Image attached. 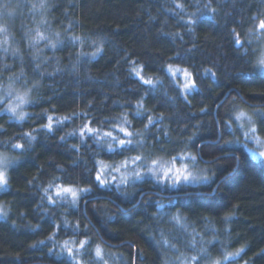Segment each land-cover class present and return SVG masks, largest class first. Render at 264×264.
<instances>
[{"label":"trees","instance_id":"16d2710c","mask_svg":"<svg viewBox=\"0 0 264 264\" xmlns=\"http://www.w3.org/2000/svg\"><path fill=\"white\" fill-rule=\"evenodd\" d=\"M4 3L13 13L0 15V82L30 90V103L23 121L0 109V151L17 158L0 193V264H99L97 246L118 264H233L225 254L241 249L234 264H264V160L234 119L241 108L264 113V0ZM37 29L56 47L36 43ZM173 67L191 74L190 88ZM105 132L132 144L118 147ZM189 154L208 183L175 189L146 176L118 185L104 175L136 156L146 171ZM69 187L75 203L56 195ZM85 240L75 261L63 250Z\"/></svg>","mask_w":264,"mask_h":264},{"label":"snow or ice","instance_id":"6c2138e0","mask_svg":"<svg viewBox=\"0 0 264 264\" xmlns=\"http://www.w3.org/2000/svg\"><path fill=\"white\" fill-rule=\"evenodd\" d=\"M35 7H36V5H33V8H35ZM40 7L44 8L45 4L41 3ZM5 9L7 10L8 15H12L13 9L9 7L8 3H4V4L0 5V15L4 14L3 10H5ZM259 28L260 29H264V20H262L260 22ZM0 33H5L6 34L7 33V27L4 26V25H0ZM235 35H236L235 43L237 45H239V46H243L242 42L239 39L238 34H235ZM57 36H59L58 33H57ZM34 39H35L36 43H38L39 41H42V40H48V42H49V44H50V46L52 48L56 47V42L51 41L49 39V37H46L44 35V33L39 31V29H37L35 31ZM74 39H79V38L77 37V38H74ZM3 44H7V37H5V40L3 41ZM4 50L7 51V48H5ZM257 66L262 72H264V54H261L260 57L257 59ZM134 71H135V69H134ZM136 75L139 76V72H136ZM9 79L11 80L12 78H9ZM140 79L143 80V82L145 84H149V85L152 84L151 80H144L142 76L140 77ZM184 87L187 89V88H190L191 86L186 83L184 85ZM0 90H2V98H0V109H2L4 112L8 113L11 118L17 119L19 121H23L25 119L26 115H27V113L24 112L23 109H24L25 106H27L30 103V100L28 99V93L25 92L23 94H20L18 92H14L11 83L7 86L6 90H3V86H0ZM257 115L261 116L262 120H264V113H259L258 112ZM235 118H236L237 121H243V120L246 119L250 125L252 124L251 117L248 116V114L243 112V111L239 112L236 115ZM48 119H49L50 122L45 127L48 128V129H51V127H52L51 119L52 118L48 117ZM125 123H127V121H125ZM148 123L152 124V123H154V121H152L151 118H149ZM85 127L87 128V132L89 134L96 133V135L99 136V132H98L97 129H94V128H91V127H87V126H85ZM240 127L243 128V124L242 123L240 124ZM119 131L124 133V135L126 137H131L133 135V133L127 131V129L123 128V127L119 128ZM26 135L30 136L31 134L29 133V134H26ZM80 135L82 137L84 136V130L83 129L81 130ZM103 136L109 137V138H111L112 141L117 142L118 147H122L123 148V147H126L127 145H131L132 144V140L131 139H118V137L113 136L112 132H105L103 134ZM244 136L246 137V139L255 140V142L257 144L261 143V140L256 135V128L254 126L250 127L248 129V131L244 132ZM94 138H96V137H94ZM11 147L14 148V149H20V148L23 147V145H21V144H12ZM109 150H112L111 149V145H109ZM249 151H251V150H249ZM260 155L262 157H264V153H260ZM141 159H142L141 156H136V157H134L132 159V163L135 164L137 161H140ZM176 159H177L176 157H172V161L173 162H175ZM181 159L191 160L193 164L196 161V157L195 156L181 157ZM11 163H13V161L9 160V158L7 156H0V169L7 168ZM127 166H128V161H124L121 164V167H125L126 168ZM116 171H119V168H117ZM148 171L150 173H152L153 175L158 176V178L161 179V180L171 179L172 182H173V186H176L177 184H179L181 178L185 182H187L192 177L191 172H189L187 170V165L183 166V171H181V169H176L174 166L165 170L163 168V166L160 165V162L156 161V160L152 161V165L149 166ZM170 173L172 175H170ZM135 175H136L137 178H142L140 176L139 172L135 173ZM204 179H207V178H204ZM96 180L99 181L102 185L104 183H106V181L101 180V177H100L99 174L96 176ZM123 182H126V181H122V183ZM6 184H7V180H6V177H5V173H4L3 170H0V186L6 185ZM80 191L87 192V191H89V189H82ZM61 192L66 193V194H70V196L72 197L73 203H75L76 199L78 198V194H79L77 190H74L71 187L58 189L57 192H56V195L59 197L61 195ZM49 199L51 200V197H49ZM0 212H2V210H0ZM2 214L6 215V213H2ZM174 219H176L179 222L180 218L179 217H174ZM50 239H54V237H50ZM41 243H43V242L41 241ZM87 243L88 242L86 240L85 241H80L79 242V248H77L75 250V252H74V249L72 247L68 246V242H65V244L63 245V250L66 251L68 256L72 260L75 261L76 260V254H78L79 250L83 249ZM95 251H96V256L98 258H102V250H101V248L99 246L96 247ZM242 251H243V249L238 250L234 254L233 253H226L225 257H224V260L225 261H232L233 264H234V261H235L236 257H238ZM191 260H192L193 264H195V262L197 260V257H192ZM77 264H79L78 261H77ZM212 264H224V262L221 261V260H216V261H213Z\"/></svg>","mask_w":264,"mask_h":264},{"label":"rangeland","instance_id":"374dc122","mask_svg":"<svg viewBox=\"0 0 264 264\" xmlns=\"http://www.w3.org/2000/svg\"><path fill=\"white\" fill-rule=\"evenodd\" d=\"M259 49H260V55L264 54V43L261 44V47ZM260 55H259V57H260ZM170 70H171L170 72L172 74L174 73L173 76L175 78L179 79L181 84H186L187 83L190 86L192 85V81L193 80L191 78V74L188 71L180 69V68H177V67H173ZM10 83L12 84V88H13L14 92H18L20 94H23V93L27 92L28 93V99H29L30 92L26 91V90H23L22 85L21 84H17L16 81H14V80H10L9 83H3V84L0 82V86H3V90H6L7 86ZM0 98H2V90H0ZM27 106H25L24 109H23L24 112H26V113H27ZM241 111L247 113L248 116L251 117L252 124L250 125L246 119L243 120V121L235 120L236 121L235 122L236 126L240 127V124L242 123L243 124V128L242 129H244V132L248 131V129L250 127H252V126H254L256 128L254 123H255L256 118L258 116L257 113L259 111H261V110H259V109L256 110L255 109V110H253V112H249L246 109L241 108L239 111L236 112V115L239 112H241ZM259 113H261V112H259ZM234 119H236V118H234ZM256 135L261 140L260 144H257L255 142V140H251V139H246V141L249 142V149L251 150V153L254 156H256L257 158H259V159L261 158V160H264V157H262L260 155V153H264V138L261 137L258 134L257 131H256ZM0 156H6V155L2 154V152L0 151ZM188 156H195L196 157V155H194V154H189V155H186V156H183V157H188ZM8 158H9V160L13 161V163H11L7 168L0 169V170L4 171L5 177H6V180H7V184L6 185L0 186V193L2 191H4L6 188H8L9 169L16 162V159H17L16 157H8ZM159 162H160V165H162L165 170L174 166L176 169H181V171H183V166L187 165V170L189 172H191L192 177L187 182H185L181 178L179 184H177L176 186H173V182H172L171 179L161 180V179L158 178V176L153 175L152 173H150L148 171V168L151 165H147V170L146 171H142L141 165H140L139 168H137L138 164L136 166H134L135 164L132 163V162H131V167L127 166L126 168L125 167H121V164L119 166H113V165L109 164L104 169V175L107 177V179H109L110 182H113V181L116 180L118 185L129 183V182H132V181H138V180H141V179H143L144 177L147 176V177H152V178L156 179L159 183H161L163 185H167V186L175 188V189L178 188L181 185H186V186L200 185V184H206L209 181V178L207 176L206 170H205L204 167H201L199 165V161H198L197 157H196V161H195L194 164L192 163L191 160H186V159H181V158L178 159V160H175V162H173L170 159L169 160H159ZM117 168H119V171H116ZM137 172L140 173V176L142 178H137L136 177L135 173H137ZM170 175H172V174L170 173ZM204 178H207V179H204ZM122 181H126V182L122 183ZM74 190H76V189H74ZM65 197H66L67 200H72V197L70 196V194H67ZM79 197H80V195L78 194V198L76 199V201H78ZM0 210H2V212H0V218H5L6 215H7V208L4 206L3 202H1V201H0ZM2 213H6V215H3ZM101 250H102V258H98L96 256L99 259V262H98L99 264H118V258L117 257H120L119 254H114V253L110 254V253H108L107 251H105L103 249H101ZM75 264H77V262ZM79 264H86V263H84L82 261H79Z\"/></svg>","mask_w":264,"mask_h":264}]
</instances>
